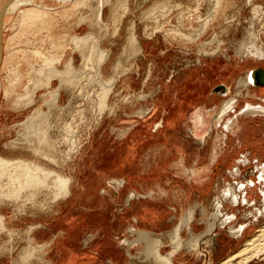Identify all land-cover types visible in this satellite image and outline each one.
<instances>
[{"label": "rangeland", "instance_id": "374dc122", "mask_svg": "<svg viewBox=\"0 0 264 264\" xmlns=\"http://www.w3.org/2000/svg\"><path fill=\"white\" fill-rule=\"evenodd\" d=\"M62 1L36 0L50 13L31 26V5L0 0V156L51 173L20 189L28 168L0 166V264H156L143 236L166 257L180 224L173 264H221L264 229L263 167L241 147L264 137V90L241 82L264 69L246 49L264 51V0Z\"/></svg>", "mask_w": 264, "mask_h": 264}, {"label": "bare ground", "instance_id": "6f19581e", "mask_svg": "<svg viewBox=\"0 0 264 264\" xmlns=\"http://www.w3.org/2000/svg\"><path fill=\"white\" fill-rule=\"evenodd\" d=\"M10 1H12L11 2V4L9 3L8 5L9 6H6V7H9V9L11 10H14V9H16L17 7H19V6H21V5H31V7L32 8H30V9H27V10H24V11H21V13H22V20L21 21H23V22H25V24H26V22L28 21V22H30L29 20H32L33 22H38L37 21V19L38 18H42V19H44V18H46V17H48L49 16V14L48 13H50V12H46L45 10H47V9H49L50 10V8H48V7H46L45 8V10H40L38 7H40V5H38L37 3H36V0H10ZM40 1V0H39ZM62 1V0H61ZM71 1H73V0H71ZM82 1V3H84L83 2V0H81ZM86 1V0H85ZM98 1H100V0H98ZM104 1V0H103ZM218 1V0H217ZM62 2H64V0L62 1ZM87 2V1H86ZM101 2V1H100ZM105 2H106V0H105ZM74 3H76L75 1H74ZM81 3V2H80ZM79 3V4H80ZM99 3V2H98ZM218 3H220L219 1H218ZM217 3V4H218ZM43 3H42V1H41V5H42ZM104 4V3H103ZM217 4H215V5H217ZM76 5V4H75ZM101 5V4H100ZM105 5V4H104ZM104 5H101L100 6V9H99V13H98V18L100 19V21L102 20V9H103V6ZM77 6V5H76ZM75 6V7H76ZM84 6H86V5H84ZM6 7H5V9H6ZM81 7H83V5L81 6ZM5 9L4 8H2L1 10H0V17L2 16V19H3V29H4V14H5ZM79 9V8H78ZM11 10V11H12ZM18 10V9H17ZM10 12V11H9ZM56 13V12H55ZM46 16V17H45ZM49 18V17H48ZM98 18H96L97 20H98ZM34 19H36V21H34ZM47 19V18H46ZM38 20H40V19H38ZM43 21H45V20H43ZM22 22V24H24ZM98 23V22H97ZM24 24V25H25ZM30 24H31V26L33 25V24H35V23H31L30 22ZM29 24V25H30ZM29 25H28V27H29ZM26 26V25H25ZM25 26H23V28L25 27ZM22 28V27H21ZM3 32V31H2ZM88 37V36H87ZM91 37V36H90ZM93 37V36H92ZM1 39H2V37H1ZM86 39V37L85 38H80V37H74L73 39H71L72 41H73V43H75L76 44V46H77V44H80V43H84V41H86L85 40ZM87 39H90V38H87ZM92 39V38H91ZM94 40V39H93ZM88 41V40H87ZM91 41V40H90ZM93 42V41H92ZM0 43H1V40H0ZM72 43V42H71ZM86 43V42H85ZM91 42H89V43H87V45L88 44H90ZM134 43V42H133ZM74 45V44H73ZM80 45H82V44H80ZM78 47H81V46H79L78 45ZM88 47H90V45L88 46ZM248 47V46H247ZM82 49L83 48H85L84 46L83 47H81ZM81 48H79V50L80 51H82L83 52V50H81ZM88 49V48H87ZM87 49H85V50H87ZM94 49V48H93ZM247 49V51L252 55V54H254V55H257V56H260V57H262V56H264V51H263V49L262 48H260V47H257L256 45H252V46H250V47H248V48H246ZM0 50H1V59H0V68H1V62H2V48H1V44H0ZM84 50V51H85ZM90 49H88L87 51H89ZM91 50H92V48H91ZM99 50V49H98ZM96 51H97V48H96ZM95 51V49H94V53L96 52ZM244 51V50H243ZM88 53V52H87ZM86 53V54H87ZM99 53V52H98ZM98 53H95V54H98ZM102 53V52H101ZM83 54V53H82ZM93 54V53H92ZM103 54V53H102ZM101 54V55H102ZM84 55V54H83ZM82 55V56H83ZM89 55V54H88ZM84 57V56H83ZM100 57H102V56H100ZM87 58V57H86ZM86 58H84V59H86ZM87 61H88V59H86ZM102 61V60H101ZM84 62H86V61H84ZM99 62V61H98ZM70 65H71V63H70ZM72 67V66H71ZM51 69H53V68H51ZM55 69V68H54ZM260 69H262V68H260ZM264 69H262V71H261V73H258L257 72V69H256V72L254 73V71H252V72H250L249 74H248V76H247V78H246V80H244V81H241L242 83H244L245 85H249V84H252V86L253 85H255V86H259V85H262V83H258V82H260V80H262L263 79V81H264V71H263ZM55 71V72H54ZM54 71H52L53 72V74L55 73V75H56V77L57 76H60L61 75V72H58V71H56V69L54 70ZM69 71H70V69H69ZM52 72H50L51 73V75H52ZM71 72V71H70ZM69 72V73H70ZM49 73V74H50ZM66 74V73H65ZM54 75V76H55ZM68 75V74H67ZM53 76V77H54ZM61 76H64L63 75V73H62V75ZM71 76H72V74H71ZM48 77V76H47ZM50 77H52V76H50ZM61 78H64V77H61ZM52 79V78H51ZM62 80V79H61ZM72 79H70V81H71ZM63 81V80H62ZM66 81H67V79H66ZM64 82V83H67V82ZM240 82V83H241ZM63 83V82H62ZM69 83V82H68ZM67 83V84H68ZM72 83V85H74L73 84V82H71ZM70 83V84H71ZM69 84V85H70ZM222 88H219L218 90H223V91H225L226 90V87L225 86H221ZM259 88V87H258ZM53 101L54 100H58V96H59V91L57 90L53 95ZM52 96H51V98H52ZM52 101V102H53ZM54 102H56V101H54ZM232 106H233V101H230L229 103H227L225 106H224V109H223V112H227L228 110H230L231 108H232ZM250 112V111H249ZM34 126V125H33ZM36 128H38V127H36ZM34 129H35V126H34ZM39 129V128H38ZM38 129H37V131H38ZM39 132V134H40V131H38ZM33 133H36L35 132V130H34V132ZM42 133V132H41ZM39 134H38V136H39ZM44 134V133H43ZM42 135V134H41ZM32 136V135H31ZM35 136H36V134H35ZM43 137V135L41 136V138ZM36 138V137H35ZM37 139V138H36ZM39 139V138H38ZM42 140V139H41ZM29 141V140H28ZM39 141V143H40V140H38ZM43 142H44V139H43ZM46 143V142H45ZM45 143H43V144H45ZM42 144V143H41ZM42 144V145H43ZM0 166H5V168L6 167H8V169L10 168L9 166H18V167H22V166H28V164H26V163H24V162H10V161H8V160H6V159H4V158H2L1 156H0ZM30 166V165H29ZM18 167H16L17 168V170H18ZM1 168V167H0ZM2 168H4V167H2ZM4 168V169H5ZM28 169H26V172L24 173L25 174V180H23V179H20V181L19 182H21V183H19L20 185H19V188L20 189H22V188H24L25 186H26V184H28V182H29V184H30V182L32 183V181H34V182H37L36 184L38 185L39 184V186H40V183H41V185L43 184V182H42V180L41 179H39V177H35V176H30L29 177V174L31 175V174H35L36 172H38L39 171V173L41 172V174L43 173V174H45V175H50L51 173H49V172H47V171H44L42 168H40L39 166H32L31 168H29V167H27ZM15 169V168H14ZM13 169V170H14ZM21 169V168H20ZM11 171H12V169H10ZM9 170V171H10ZM34 170V172H32ZM6 171H7V168H6ZM19 171H21V170H19ZM19 171H17V172H19ZM22 171H23V169H22ZM25 171V170H24ZM43 171V172H42ZM38 173V174H39ZM8 174V173H7ZM10 174V173H9ZM12 174H14L16 177H18L17 176V173H12ZM19 174H21L20 172L18 173V175ZM11 175V174H10ZM13 175V176H14ZM22 175H23V173H22ZM36 175V174H35ZM4 176V175H3ZM1 177V176H0ZM19 177H22V176H20L19 175ZM50 176H48V178H49ZM47 178V177H46ZM45 178V179H46ZM16 180H18V179H16ZM39 181H41V182H39ZM39 182V183H38ZM57 183H58V185H59V187H60V189H59V191L56 193V197L58 198L59 196L61 197V196H64V195H68V192H69V179H67V178H65V177H62V176H57ZM31 185V184H30ZM46 185H44V187H45ZM27 187H29V186H27ZM26 187V188H27ZM4 188V187H3ZM39 188H37V190H38ZM57 189H58V187H57ZM1 190H2V188H1ZM37 190H35V191H37ZM226 193H225V195L226 196H230L229 195V193L231 192H229V191H225ZM232 195V194H231ZM236 195V194H235ZM2 196L3 197H10L9 196V193H7L6 191H4V190H2ZM234 198H233V200H237L238 198H237V196H233ZM191 214H192V212H191ZM190 215V214H189ZM191 217H192V215H191ZM191 217H188L189 219H187L188 220V222L190 221V219H191ZM2 219H0V221H1ZM187 220H186V223L188 224V222H187ZM180 225H182V224H180ZM178 226V227H176V230H175V232H174V234H172V241H174L173 242V244H174V248H173V251L168 255V256H166V257H162V256H160L161 254H159V246H160V241H158V240H152V239H150V238H148L147 236H143L144 234H142L141 236H143V238L147 241V247H146V254H147V257H149L150 258V256L151 257H153L154 256V260L157 262L156 264H173V256H174V254L177 252V251H179L183 246V244H182V242H181V239H180V231H181V228L183 227V226ZM185 225V224H184ZM263 232H262V234H260L259 236H257V237H254V238H252V239H250L248 242H247V245L243 248V249H241L240 251H238L237 253H235V254H233V255H231L229 258H227L226 260H224L221 264H250V262H251V260L254 258L255 259V257H259V256H262L263 254H264V229L262 230ZM142 239V238H141ZM196 241V240H195ZM194 244V242H191V244ZM182 244V245H181ZM196 244V243H195ZM194 244V245H195ZM197 246H199V244L197 243L196 244ZM196 246V247H197ZM189 247V246H188ZM192 248V247H191ZM194 248V247H193Z\"/></svg>", "mask_w": 264, "mask_h": 264}, {"label": "crops", "instance_id": "0c3cea01", "mask_svg": "<svg viewBox=\"0 0 264 264\" xmlns=\"http://www.w3.org/2000/svg\"><path fill=\"white\" fill-rule=\"evenodd\" d=\"M3 6L4 5H2L1 7H3ZM260 86H261V89L264 90V85H260ZM256 94L264 97V93H259L258 92ZM262 113H264V111ZM253 141H254V139L251 142L248 139V141L244 142L241 147L242 148L245 147L246 148L245 150H256V152H257V160L259 161V164L262 165V167H263L262 168V174H259V179H257V182L264 184V137L256 139L255 142H253ZM252 142H253V144H252ZM256 172L258 173V171H256ZM226 190L229 191V192L231 190L232 191L229 193L230 196H228L226 199H225V195H224V192H223V199L224 200H231L233 203H239L240 202V199H239L238 202H234L233 201V198H234L233 196H236L235 194H237V195L239 194V193H237V190L233 189L232 186L230 188L226 189ZM219 204H220V202L217 205V208H218L217 210H219L220 214H222L223 218H226V222H228L231 218H228V215H225V214L222 213V211H221L222 205H219Z\"/></svg>", "mask_w": 264, "mask_h": 264}, {"label": "water", "instance_id": "95a60500", "mask_svg": "<svg viewBox=\"0 0 264 264\" xmlns=\"http://www.w3.org/2000/svg\"><path fill=\"white\" fill-rule=\"evenodd\" d=\"M3 19H2V16L0 17V40H1V37H2V31H3ZM0 59H1V50H0ZM261 71H262V69H257V72L258 73H261ZM264 71V70H263ZM256 72V70L254 71V73ZM259 84L260 83H262V85H264V81H263V79L262 80H260V82H258Z\"/></svg>", "mask_w": 264, "mask_h": 264}]
</instances>
